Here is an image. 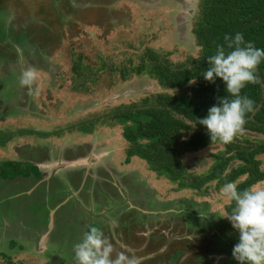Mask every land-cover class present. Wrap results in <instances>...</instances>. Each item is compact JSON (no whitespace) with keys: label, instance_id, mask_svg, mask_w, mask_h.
Segmentation results:
<instances>
[{"label":"rangeland","instance_id":"1","mask_svg":"<svg viewBox=\"0 0 264 264\" xmlns=\"http://www.w3.org/2000/svg\"><path fill=\"white\" fill-rule=\"evenodd\" d=\"M197 5L0 0V120L7 123L0 130L49 132L46 139L15 136L0 149V165L28 161L42 177L23 188L22 177L0 180V264H76L73 246L93 225L116 251L132 249L140 264H239L232 256L239 234L224 218L229 199L222 189L211 185L206 197L172 191L174 185L150 177L137 162L126 165L121 128L101 121L115 106L165 91L144 73L121 77L120 69L136 66L146 49L172 64L197 55L191 33ZM79 61L86 80L75 90L79 79L71 67ZM10 62H21L17 71L9 70ZM30 66L39 72L38 95L18 85ZM89 122H95L93 131L84 134L80 128ZM238 139L264 136L244 132ZM222 149L211 145L182 160L202 173L212 164L211 154ZM259 159L264 169V155Z\"/></svg>","mask_w":264,"mask_h":264},{"label":"trees","instance_id":"2","mask_svg":"<svg viewBox=\"0 0 264 264\" xmlns=\"http://www.w3.org/2000/svg\"><path fill=\"white\" fill-rule=\"evenodd\" d=\"M237 32L243 34L246 42L264 49V0H198L191 22V33L199 49L196 56L172 64L164 55L148 48L136 66L120 69L123 79L131 73H144L165 90L138 102L115 106L103 114V123L108 121L109 125L115 123L121 128L126 165L137 162L150 177L164 185H174L172 191L187 190L199 197L208 196L211 185L219 191L226 183L234 182L238 190H243L264 182L259 159L264 155V140H240L237 136L229 144L211 142L206 127L198 123L207 116L210 107L218 105L219 99L227 95L221 78H216L215 83L204 79L203 73L209 68L206 59L215 54L217 44L224 43L226 34L234 36ZM71 70L79 79L73 87L82 89L86 79L80 61L73 63ZM258 75L264 81V61L258 67ZM185 87L189 90L186 95L166 92ZM241 95L255 101V111L246 115L245 132L264 136V83L247 84ZM94 123L80 129L90 134ZM7 128L0 130V149L15 136L35 135L46 139L49 135L39 130ZM211 145H221L223 149L211 154L212 164L205 172L191 170L182 160L184 155L201 152ZM40 170L28 161L6 160L0 165V180L8 182L18 177L40 180ZM234 206V201L229 200L225 212L230 214ZM8 264H12L10 260Z\"/></svg>","mask_w":264,"mask_h":264},{"label":"clouds","instance_id":"3","mask_svg":"<svg viewBox=\"0 0 264 264\" xmlns=\"http://www.w3.org/2000/svg\"><path fill=\"white\" fill-rule=\"evenodd\" d=\"M223 41L216 45L215 54L206 59L209 68L203 76L211 83L221 78L226 84L227 95L219 99L218 105L210 107L207 116L198 123L206 127L211 142L229 144L245 132L246 115L255 111V101L241 95V91L247 84L264 83L258 75V67L264 61V49L246 42L239 32L234 36L226 34ZM38 80V70L26 67L20 73L19 86L26 88L29 95H38ZM222 193L235 204L231 213L224 216L239 234V242L232 250L233 258L239 264H264V187L238 190L234 182H228ZM73 251L76 264H140L132 249L116 251L97 226L84 232Z\"/></svg>","mask_w":264,"mask_h":264},{"label":"crops","instance_id":"4","mask_svg":"<svg viewBox=\"0 0 264 264\" xmlns=\"http://www.w3.org/2000/svg\"><path fill=\"white\" fill-rule=\"evenodd\" d=\"M156 1H157V0H156ZM159 2H160V0H159ZM17 51L20 52V50H19L18 47H17ZM13 101H14V100H13ZM6 125H7V123H3V122L0 120V129L3 128V127H5ZM6 128H7V127H6ZM6 128H5V129H6ZM38 167H39V166H38ZM18 180H19V179H18ZM18 180H17V181H18ZM21 180L24 181V182H23V186H21V187L23 188V187H24V184H25V182H26L27 180H24V179H21ZM13 181H14V180H13ZM19 181H20V180H19ZM15 183H16V182H15ZM16 184H17V183H16ZM9 185L12 186V184H9ZM16 187H17V186H16ZM24 192L27 193L28 191H23V192H21V193H24Z\"/></svg>","mask_w":264,"mask_h":264},{"label":"flooded vegetation","instance_id":"5","mask_svg":"<svg viewBox=\"0 0 264 264\" xmlns=\"http://www.w3.org/2000/svg\"><path fill=\"white\" fill-rule=\"evenodd\" d=\"M14 49H15V48H14ZM19 54H20V53H19ZM0 58H2V57L0 56ZM11 61H13L12 58H11ZM20 64H21V62L18 63V64L15 63V62H14V64L10 62L9 70L12 69V68L15 69V70L18 69L17 66H19ZM11 67H12V68H11ZM16 71H17V70H16ZM18 81H19V77H18ZM18 85H19V83H18ZM18 85H17V86H16V85H13V86H14V87H18ZM0 90H1V87H0ZM1 107H2V106H1ZM52 177H53V176H52ZM76 190H77V188H76ZM67 199H68V198H67Z\"/></svg>","mask_w":264,"mask_h":264},{"label":"water","instance_id":"6","mask_svg":"<svg viewBox=\"0 0 264 264\" xmlns=\"http://www.w3.org/2000/svg\"><path fill=\"white\" fill-rule=\"evenodd\" d=\"M45 235L42 237V240L44 239Z\"/></svg>","mask_w":264,"mask_h":264}]
</instances>
